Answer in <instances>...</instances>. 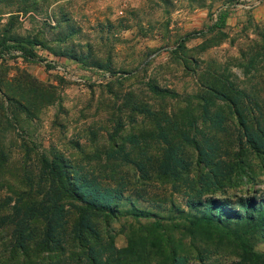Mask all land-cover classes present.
Wrapping results in <instances>:
<instances>
[{
  "label": "rangeland",
  "instance_id": "1",
  "mask_svg": "<svg viewBox=\"0 0 264 264\" xmlns=\"http://www.w3.org/2000/svg\"><path fill=\"white\" fill-rule=\"evenodd\" d=\"M224 10L223 25L212 27ZM188 33L192 36L176 48ZM6 35L35 37L43 46H35L33 60L0 58V217L11 212L17 197L25 204L41 197L46 182L40 157L45 155L103 185H122L123 195L135 197L138 207L175 215L156 222L130 214L91 215L99 235L91 243L114 247L102 254L108 264H171L173 257L181 264H248L242 259L247 250L264 251L258 238L184 226L177 214L154 208L170 199L183 208L188 191L160 174L164 144L152 121L131 107L137 100L176 117L197 118L185 129L220 161V185L208 186L211 195L233 200L263 192L264 149L240 145L237 118L226 104L218 107L219 126L202 121L194 97L204 77L223 73L243 93L248 125L255 126L254 103L264 108V63L256 60L247 71L245 64L264 37V0H0V37ZM148 82L174 95L156 97ZM172 141L188 162L181 173L196 182L206 171L197 150L177 132ZM144 170L148 178L141 175ZM62 202L67 215L62 251H48L38 242L44 227L40 216L29 222L33 240L24 250L14 247L12 225L0 223V264L88 263L87 252L71 239L75 214L67 204L72 200Z\"/></svg>",
  "mask_w": 264,
  "mask_h": 264
},
{
  "label": "trees",
  "instance_id": "2",
  "mask_svg": "<svg viewBox=\"0 0 264 264\" xmlns=\"http://www.w3.org/2000/svg\"><path fill=\"white\" fill-rule=\"evenodd\" d=\"M225 10L219 12L217 22L212 27H221L224 23ZM199 34H201L199 32ZM192 35H184L178 40L176 48L184 46V42ZM35 46H43L41 41L35 37H22L15 35H6L0 37V58L19 56L25 60L38 58ZM70 59L75 62H81L78 56L68 54ZM256 60L264 63V37L261 42L253 47L251 55L245 64V71L253 66ZM101 65L96 64L97 68ZM201 81L202 90L195 95L200 107L202 121L214 122L216 126L222 123L220 118L221 109L219 105L226 104L238 122L237 140L240 145L247 146L254 152L264 149V108L261 110L254 103V109L258 111L259 120L256 119L248 125L246 111L248 109L241 96H244L236 88L228 76L223 73H215L203 78ZM147 89L152 95L164 98L173 96L174 93L160 89L156 85L146 83ZM14 104L20 110H25L24 106L11 100L9 104ZM131 107L136 112L149 118L154 126L155 136L164 144L161 157L158 159L160 174L165 177H171L176 182L182 183L183 188L188 191L183 200V208L179 207L172 199L159 201L154 208L158 212H167L177 214L176 218L184 226L200 228L203 226L213 227L221 230H233L232 232L249 238H258L264 242V191L259 194L235 195L234 199L229 197H215L208 186L219 183L221 174L219 171V162L212 158V151L208 147H200L192 138L185 127H192L197 118L191 113H185L183 116L176 117L173 113H167L162 110L152 109L149 104L134 100ZM196 128V127H195ZM174 132L185 142L192 143L197 150V162L206 167L205 173L198 175V180L193 182L187 177V173H181V169H186L188 162L178 153L179 147L172 141ZM43 171V178L46 182V188L39 199H34L29 204L23 203V199L17 197L10 205L11 212L0 217V223L12 225L11 237L14 240V247L24 250L33 240L30 221L32 218H40L44 227L40 230L39 243L43 244L48 251L60 252L66 244L67 235L64 224L67 222L63 198L68 197L72 203L67 206L74 210V221L71 225V239L76 241L78 247L87 252L86 264H108V261L102 260V254L109 250H114L111 244L96 247L91 243V239H98L99 235L91 222V215H103L117 217L120 214H130L132 217H153L154 222L157 219L174 218L172 215L161 216L159 213L148 211L145 208L136 205V198L123 195L125 189L122 185H103L96 178L82 174L74 167L68 166L65 161L45 155L40 157ZM138 166V165H137ZM138 169L143 171V166ZM148 178L147 171L141 174ZM220 185V183H219ZM137 192L136 190L134 191ZM206 192L208 195L204 196ZM138 193V192H137ZM140 198V195H137ZM75 202V203H73ZM122 205L126 206L125 211H121ZM121 207V208H120ZM67 212V210H66ZM160 222V221H159ZM157 222V224H159ZM73 241V242H74ZM120 251V250H118ZM90 254V255H89ZM242 259L248 264H256L260 260L264 262V251L249 249L244 253ZM171 264H181V259L173 257Z\"/></svg>",
  "mask_w": 264,
  "mask_h": 264
}]
</instances>
